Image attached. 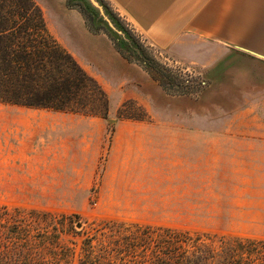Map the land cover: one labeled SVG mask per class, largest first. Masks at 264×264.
Returning a JSON list of instances; mask_svg holds the SVG:
<instances>
[{"label":"rangeland","instance_id":"374dc122","mask_svg":"<svg viewBox=\"0 0 264 264\" xmlns=\"http://www.w3.org/2000/svg\"><path fill=\"white\" fill-rule=\"evenodd\" d=\"M94 1L97 6L68 0L67 7L119 52L158 65L173 80L164 87L168 94L190 98L180 124L172 118L177 104L119 100L114 106L104 89L107 119L102 100L90 96L89 109L79 112L0 103V208L27 229L29 236L20 238L32 243L30 264H81L84 240L106 223L201 235L229 247L264 243V92L256 90L255 75L231 70L222 88H214L207 73L153 48L109 0ZM130 62L146 71L139 60ZM176 129L200 131L201 143L210 145L190 155L189 164L162 148L145 155L113 149L127 131ZM40 235L49 241L40 243ZM94 246L102 253L101 243Z\"/></svg>","mask_w":264,"mask_h":264},{"label":"crops","instance_id":"0c3cea01","mask_svg":"<svg viewBox=\"0 0 264 264\" xmlns=\"http://www.w3.org/2000/svg\"><path fill=\"white\" fill-rule=\"evenodd\" d=\"M109 1L153 48L175 64L207 73L214 88H222L231 70H246L255 75L256 90L264 92V0ZM34 2L45 14L51 35L102 86L114 106L119 100L143 106L170 102L179 106L172 118L182 123L183 105L190 96L168 94L147 71L125 59L109 36L92 32L84 16L67 7L68 0ZM201 135L188 129L160 134L131 130L119 137L113 149L145 155L162 148L175 156L173 161L189 164L194 161L190 155L210 145L201 143Z\"/></svg>","mask_w":264,"mask_h":264},{"label":"trees","instance_id":"16d2710c","mask_svg":"<svg viewBox=\"0 0 264 264\" xmlns=\"http://www.w3.org/2000/svg\"><path fill=\"white\" fill-rule=\"evenodd\" d=\"M119 50L129 61L139 60L163 87L173 84L158 65L141 57L132 60ZM86 96L102 100L100 111L107 119V94L50 34L34 0H0V103L79 112L91 105L85 106ZM103 225L84 240L81 264H264L262 242H236L229 247L223 241L219 244L205 236L170 229ZM26 232L21 222L11 221L6 208H0V264H30L32 243L26 246L29 239L20 238L28 237ZM40 237V243L49 241L47 236ZM96 241L103 246L99 255Z\"/></svg>","mask_w":264,"mask_h":264},{"label":"water","instance_id":"95a60500","mask_svg":"<svg viewBox=\"0 0 264 264\" xmlns=\"http://www.w3.org/2000/svg\"><path fill=\"white\" fill-rule=\"evenodd\" d=\"M93 2V4H95L96 6L98 5L94 0H91Z\"/></svg>","mask_w":264,"mask_h":264},{"label":"built area","instance_id":"2783aa9c","mask_svg":"<svg viewBox=\"0 0 264 264\" xmlns=\"http://www.w3.org/2000/svg\"><path fill=\"white\" fill-rule=\"evenodd\" d=\"M181 70H184V69L181 68Z\"/></svg>","mask_w":264,"mask_h":264}]
</instances>
